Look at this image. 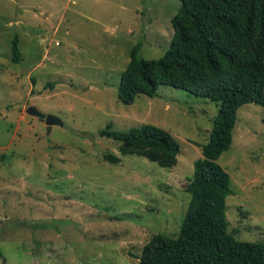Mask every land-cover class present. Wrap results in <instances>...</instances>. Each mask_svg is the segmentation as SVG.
<instances>
[{"label": "rangeland", "instance_id": "1", "mask_svg": "<svg viewBox=\"0 0 264 264\" xmlns=\"http://www.w3.org/2000/svg\"><path fill=\"white\" fill-rule=\"evenodd\" d=\"M179 8L178 0H0V264H138L153 235L177 237L187 178L218 107L166 86L123 105L117 87L136 44L146 60L169 49ZM31 106L62 126L47 134ZM263 119L259 105L240 107L217 161L231 179L225 218L235 241L264 244ZM107 125L167 131L181 147L176 165L120 156L119 142L99 135Z\"/></svg>", "mask_w": 264, "mask_h": 264}, {"label": "trees", "instance_id": "2", "mask_svg": "<svg viewBox=\"0 0 264 264\" xmlns=\"http://www.w3.org/2000/svg\"><path fill=\"white\" fill-rule=\"evenodd\" d=\"M178 1L169 49L159 59L146 60L136 44L121 73L117 99L131 105L138 95L154 98L166 86L214 102L218 111L202 157L187 178L190 201L177 237L153 235L138 264H264V244L235 241L226 233L231 179L217 162L232 144L238 109L255 104L264 114V0ZM11 54L18 63L17 36ZM99 135L119 142L120 156L143 157L161 168L174 167L181 151L170 133L151 125L127 132L107 125ZM103 160L120 162L111 154ZM0 258L4 262L1 251Z\"/></svg>", "mask_w": 264, "mask_h": 264}, {"label": "water", "instance_id": "3", "mask_svg": "<svg viewBox=\"0 0 264 264\" xmlns=\"http://www.w3.org/2000/svg\"><path fill=\"white\" fill-rule=\"evenodd\" d=\"M26 113L29 116L38 118L40 120H44V123L46 125L47 134H49V132L51 131L52 126H62V123L58 118L54 116H50V115L41 114L36 110V108L32 106L27 108Z\"/></svg>", "mask_w": 264, "mask_h": 264}]
</instances>
